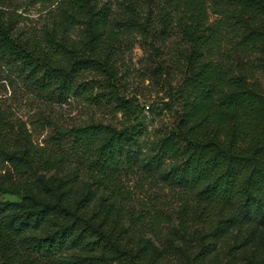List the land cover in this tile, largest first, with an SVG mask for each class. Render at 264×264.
<instances>
[{
  "label": "rangeland",
  "instance_id": "1",
  "mask_svg": "<svg viewBox=\"0 0 264 264\" xmlns=\"http://www.w3.org/2000/svg\"><path fill=\"white\" fill-rule=\"evenodd\" d=\"M60 1L0 0V31L8 29L17 40L46 46L57 30L59 43L79 49L75 59L80 61L71 88L60 91L39 86L0 54V206L25 196L54 202L67 193L70 206L76 207L94 193L86 219L113 236L122 249L133 253L153 249L147 264H264V225L255 216L247 225L216 237L220 217L205 221L199 190L191 193L173 180L172 172L180 163L167 158L163 164L157 162L160 140L179 133L182 116L177 93L187 74L190 44L185 32L190 21L181 8L170 0H102L111 15L93 52L86 46L89 33L84 19L67 31L56 27ZM224 1L228 0L220 8L211 6V23L224 19L218 12L222 9L231 8L235 15V5ZM227 21L233 24L236 19ZM229 36L216 57L233 65L236 75L237 63L248 68L257 55L238 53L241 37L235 32ZM59 60L70 63L63 56ZM42 73L39 70L38 76ZM256 79L264 84L260 73ZM90 122L119 128L133 125L143 131L136 147L138 160L132 161L133 171H121L120 191L113 198L93 184L83 155L73 156L62 168L47 169L43 162L49 154L57 157L58 148L49 142L56 127ZM29 150L24 170L6 159ZM235 204L238 208L241 202ZM75 253L69 250L64 254L69 262L60 264H80L71 260Z\"/></svg>",
  "mask_w": 264,
  "mask_h": 264
},
{
  "label": "trees",
  "instance_id": "2",
  "mask_svg": "<svg viewBox=\"0 0 264 264\" xmlns=\"http://www.w3.org/2000/svg\"><path fill=\"white\" fill-rule=\"evenodd\" d=\"M170 1L190 21L185 32L190 52L187 74L177 93L183 106L179 133L160 140L157 162L163 164L167 158L180 163L172 172L173 180L191 193L199 190L205 221L214 215L220 217L216 237L247 225L254 216L264 225V84L256 79L257 73L264 76V0L224 1L235 5V15L231 8L222 9L218 12L224 19L214 23L209 20L210 8H220L223 0ZM101 3L61 0V20L56 27L67 31L84 19L89 33L86 46L94 52L111 15ZM233 19V24L227 21ZM245 26L248 31L243 30ZM8 31H0V54L8 63L43 88H71L79 72L80 61L75 59L79 49L59 43L57 30L46 46L40 41L30 45L29 40H17ZM230 32L241 37L238 53L257 55L248 68L237 63L236 75L233 65L216 57ZM60 56L70 63L62 64ZM39 70L43 71L40 76ZM142 135V128L133 125L119 128L90 122L68 129L56 127L49 142L58 148L57 157L49 154L41 160L47 169H55L65 167L73 156L83 155L93 184L113 198L120 191L121 171H133L132 161L138 160L136 147ZM29 152L13 153L6 159L24 170ZM93 194L86 195L76 207L70 206L67 193L54 202L42 203L25 196L1 205L0 264H60L68 261L64 254L69 250L76 251L71 260L80 264H147L153 249L135 253L122 249L113 236L86 219ZM237 201L241 202L238 208Z\"/></svg>",
  "mask_w": 264,
  "mask_h": 264
}]
</instances>
